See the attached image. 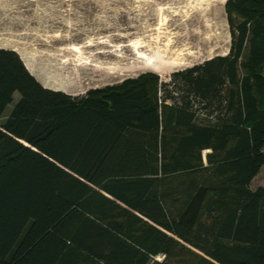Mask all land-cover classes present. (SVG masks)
I'll list each match as a JSON object with an SVG mask.
<instances>
[{
    "label": "trees",
    "instance_id": "obj_1",
    "mask_svg": "<svg viewBox=\"0 0 264 264\" xmlns=\"http://www.w3.org/2000/svg\"><path fill=\"white\" fill-rule=\"evenodd\" d=\"M224 7L228 53L171 86L73 97L0 48V264H264V0Z\"/></svg>",
    "mask_w": 264,
    "mask_h": 264
},
{
    "label": "rangeland",
    "instance_id": "obj_2",
    "mask_svg": "<svg viewBox=\"0 0 264 264\" xmlns=\"http://www.w3.org/2000/svg\"><path fill=\"white\" fill-rule=\"evenodd\" d=\"M167 2L0 0V48L15 51L28 71L44 87L65 91L73 97L84 96L90 89L114 85L146 72L157 74L161 81L171 86L173 74L214 56L226 55L230 34L224 7L225 24L221 38L208 45L191 41L190 48L186 50L189 53L183 56L185 61L182 65L171 67L165 75L153 71L131 73L121 70V67L132 66L141 60L134 53L139 47L133 45L138 42L153 41L158 37L161 43L171 44V48H181L185 44L186 30L176 17L163 9ZM100 50H109L111 55L101 58L97 53ZM139 50L149 56L153 52L146 48ZM96 64L106 69L96 70ZM80 68H83L82 71ZM17 97L14 94L13 102ZM10 107L6 108L2 120ZM207 152L203 151V155ZM258 186H264V167L251 183L252 188ZM164 258L165 255L160 254L153 260L163 261Z\"/></svg>",
    "mask_w": 264,
    "mask_h": 264
},
{
    "label": "bare ground",
    "instance_id": "obj_3",
    "mask_svg": "<svg viewBox=\"0 0 264 264\" xmlns=\"http://www.w3.org/2000/svg\"><path fill=\"white\" fill-rule=\"evenodd\" d=\"M225 2L226 0H168L166 7H164L163 9L167 10L168 13L170 12L172 16L176 17V19L179 20L180 24H182V26L186 30V42L184 41L185 44L181 45V48H171V44L167 45L166 43H161L160 38L158 37H156L153 41L138 42L133 46H135L136 48L139 47V49L141 50L142 48H146L149 52L153 51L152 55H146L143 51L135 48L136 50L134 51V53L138 58H141V60H139L136 64L134 63V65L131 63L132 66H124L125 68L121 67V70L131 73L139 71H153L160 75H165L171 67L182 65L185 61L183 56L189 53L186 52V50L190 48L189 45L191 44V41L195 40L197 44L208 45L215 39L221 38V36L223 35V26L225 24L223 19V9ZM108 51L100 50L97 53L99 54V57L105 59L108 58L109 55H111ZM96 67V70L99 71L105 68L98 65ZM82 69L80 71H82ZM84 75H86V73Z\"/></svg>",
    "mask_w": 264,
    "mask_h": 264
}]
</instances>
